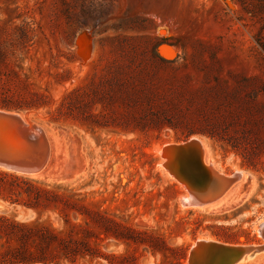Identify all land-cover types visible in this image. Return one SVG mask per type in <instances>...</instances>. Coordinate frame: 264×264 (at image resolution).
I'll return each mask as SVG.
<instances>
[{"label":"rangeland","instance_id":"374dc122","mask_svg":"<svg viewBox=\"0 0 264 264\" xmlns=\"http://www.w3.org/2000/svg\"><path fill=\"white\" fill-rule=\"evenodd\" d=\"M22 22L35 32L20 69L31 88L48 97L47 105L24 113L46 131L52 145L44 175L23 176L73 195L124 226L162 237L170 248L184 249L182 264H188L200 240L264 244L258 228L264 222V172L249 168L228 144L191 137L209 145L207 164L227 176L240 172L246 177L224 202L213 205L229 192L213 206L188 209L179 204L183 187L158 168L159 148L186 141L178 140L180 131L126 133L80 118L52 121L71 91L97 86L118 67L153 82L157 104L173 101L169 109L230 118L242 106L252 110L254 101L264 106V0H0V33ZM101 110L98 105L93 112ZM238 113L236 125L246 127L249 114ZM252 115L259 129H250L264 142V112ZM260 162L264 165V156ZM8 212L22 222L64 227L57 212L41 217L20 207ZM70 217L88 228L81 216ZM109 243L115 248L107 249ZM94 246L113 257L110 263L82 258L77 264H117L119 256L134 264L175 262L169 253L113 238ZM249 264H264V255Z\"/></svg>","mask_w":264,"mask_h":264},{"label":"trees","instance_id":"16d2710c","mask_svg":"<svg viewBox=\"0 0 264 264\" xmlns=\"http://www.w3.org/2000/svg\"><path fill=\"white\" fill-rule=\"evenodd\" d=\"M34 32L29 23L22 22L0 33V110L29 112L48 104V97L33 90L20 69L21 57L34 43ZM127 68L112 70L109 77L93 88L71 91L57 108L52 121L80 118L97 128H118L126 133H161L171 128L181 132L179 141L204 135L228 144L246 160L249 168L264 172V168L260 169L264 166L260 162L264 156V142L250 129H259L258 125H252L253 111L264 112V106L258 101L249 105L252 110L243 106L234 110L230 118L226 115L219 118L220 114L203 110L189 113L188 110L169 109L166 105L170 101L165 98L157 104L158 97L150 90L156 87L153 82L140 81L138 72L134 74ZM98 105L102 110L95 114L93 110ZM170 105L173 106V101ZM240 110L249 114L246 127L236 125ZM0 199L11 207L31 210L39 217L57 212L64 223L62 230H55L48 222H22L10 213L0 214V264H77L82 258L103 259L110 263L113 257L94 246L110 238L169 253L175 261L170 264H182L186 259L184 249L170 248L162 237L124 226L89 204H82L73 195L1 169ZM71 215L81 216L88 228L73 222ZM117 258L120 260L117 264H134L123 256Z\"/></svg>","mask_w":264,"mask_h":264},{"label":"water","instance_id":"95a60500","mask_svg":"<svg viewBox=\"0 0 264 264\" xmlns=\"http://www.w3.org/2000/svg\"><path fill=\"white\" fill-rule=\"evenodd\" d=\"M23 113L0 110V169L31 176L48 168L52 145L46 131ZM158 168L183 187L185 195L179 204L189 208L211 205L242 181L240 173L227 176L207 166L203 144L195 138L163 146ZM10 207L0 199V214ZM258 228L264 239V222ZM114 248V243L107 245V249ZM262 249L264 244L256 247L201 240L191 248L188 264H242Z\"/></svg>","mask_w":264,"mask_h":264},{"label":"bare ground","instance_id":"6f19581e","mask_svg":"<svg viewBox=\"0 0 264 264\" xmlns=\"http://www.w3.org/2000/svg\"><path fill=\"white\" fill-rule=\"evenodd\" d=\"M29 113H27V115H28ZM23 116H25L26 118H29V117H27L26 116V113H23ZM195 139H198V138H195ZM201 141V140H200ZM205 140H203V141H201L202 142V144H203V148H204V161H205V155L207 156V155H209L210 154V149H209V145L207 144V143H205L204 142ZM162 148V147H161ZM161 148H159L158 150H157V152L159 151V154L161 153ZM206 163V162H205ZM161 165V164H160ZM159 165V166H160ZM206 165L207 166H209V167H212L214 170H216L214 167H213V165L210 163V164H207L206 163ZM219 174H222L221 172H219L218 170H216ZM45 173V172H44ZM237 173H240V172H237ZM43 174V172L42 173H40V174H36V175H31L30 177H40V175H42ZM240 174H242V173H240ZM44 175V174H43ZM246 177V175H244V174H242V181L240 182V183H242L243 182V179ZM232 189V188H231ZM230 189V190H231ZM229 190V191H230ZM228 191V192H229ZM227 192V193H228ZM226 193V194H227ZM234 193H236V191L233 189L231 192H229L228 194H227V196L226 197H222L221 199L222 200H220V201H218L217 203H214L213 205H216V204H219V203H222V202H224V200L226 199L227 200V198L229 197V196H232ZM225 194V195H226ZM224 195V196H225ZM229 199V198H228ZM226 203V202H225ZM213 205H210V206H213ZM210 206H208V207H210ZM182 207H184V208H188V209H190L189 207H186V206H182ZM204 207H202V209H203ZM201 241V240H200ZM196 245V244H195ZM262 255H264V249H262V250H260V251H258L257 253H255L253 256H251V257H249V258H247L242 264H249L251 261H253L255 258H257L258 256H262ZM253 263V262H252Z\"/></svg>","mask_w":264,"mask_h":264}]
</instances>
